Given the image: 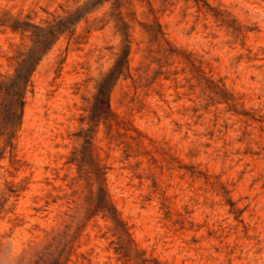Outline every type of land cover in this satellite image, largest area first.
<instances>
[{
  "label": "rangeland",
  "instance_id": "1",
  "mask_svg": "<svg viewBox=\"0 0 264 264\" xmlns=\"http://www.w3.org/2000/svg\"><path fill=\"white\" fill-rule=\"evenodd\" d=\"M0 264H264V0H0Z\"/></svg>",
  "mask_w": 264,
  "mask_h": 264
},
{
  "label": "trees",
  "instance_id": "2",
  "mask_svg": "<svg viewBox=\"0 0 264 264\" xmlns=\"http://www.w3.org/2000/svg\"><path fill=\"white\" fill-rule=\"evenodd\" d=\"M119 70H118V67H117V69H116V67L114 66L113 67V69H112V71H110V73L108 74V75H106V77L103 79L104 80V82L108 85V86H110V83H112L111 81H112V77H114V75L118 72ZM111 79V80H110Z\"/></svg>",
  "mask_w": 264,
  "mask_h": 264
}]
</instances>
